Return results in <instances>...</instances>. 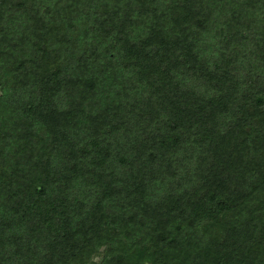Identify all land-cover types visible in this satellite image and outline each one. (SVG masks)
I'll list each match as a JSON object with an SVG mask.
<instances>
[{
    "label": "trees",
    "instance_id": "16d2710c",
    "mask_svg": "<svg viewBox=\"0 0 264 264\" xmlns=\"http://www.w3.org/2000/svg\"><path fill=\"white\" fill-rule=\"evenodd\" d=\"M0 264H264V0H0Z\"/></svg>",
    "mask_w": 264,
    "mask_h": 264
}]
</instances>
